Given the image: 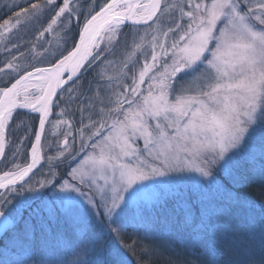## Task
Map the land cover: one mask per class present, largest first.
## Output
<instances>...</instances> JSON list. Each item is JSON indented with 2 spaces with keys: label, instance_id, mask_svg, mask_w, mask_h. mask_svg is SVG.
I'll use <instances>...</instances> for the list:
<instances>
[{
  "label": "snow or ice",
  "instance_id": "snow-or-ice-1",
  "mask_svg": "<svg viewBox=\"0 0 264 264\" xmlns=\"http://www.w3.org/2000/svg\"><path fill=\"white\" fill-rule=\"evenodd\" d=\"M0 11V38L46 14L37 40L78 29L58 54L32 45L33 59L54 57L46 66L13 55L0 67V264H264V205L245 192L264 188V0H24ZM129 25L119 72L102 69L104 83L84 90V72L111 65L121 39L128 47ZM66 101L79 102V149ZM21 110L38 124L17 121ZM49 125L67 129L53 131L63 139L52 155Z\"/></svg>",
  "mask_w": 264,
  "mask_h": 264
},
{
  "label": "rangeland",
  "instance_id": "rangeland-1",
  "mask_svg": "<svg viewBox=\"0 0 264 264\" xmlns=\"http://www.w3.org/2000/svg\"><path fill=\"white\" fill-rule=\"evenodd\" d=\"M100 3L103 2V0H99ZM13 3L20 5L24 3V0H0V7H2L4 4H8L11 6ZM0 17L7 18L5 15V11H0ZM47 19V14L41 18L40 22H33L31 24H28L27 26L22 27L19 31H14L12 34H10L6 39L0 38V67H3L5 61L10 60L13 55L17 56L19 58V62L21 64H34L36 66H46L48 62L52 61L54 57L52 56H46V57H37L36 59H33L32 54L30 53V49L32 48V45L35 44L38 51H42L44 48H48L50 52H57L58 54V43L63 45L65 48H71L72 41L76 38L78 29L75 27V20L73 21V29L72 32L68 36H64V33L60 31V29H57V35L56 33L53 34H45L44 37H41L39 40H37V34L38 31L41 28V24H45ZM147 29V26L139 27L140 33H143ZM124 32L128 34V41L126 47L125 42L123 39H121V42L115 46L112 53H105V57L107 61H112L113 63L111 65H108L107 63L101 64L99 61L88 71L84 72L83 76L81 77L80 83L83 85V89L86 90L89 86V83H91L92 88L95 89L97 83L103 84L104 81H100L99 76L97 75L98 72H100L102 69H106L109 74L115 75L119 72L121 68V62L124 60L125 54L127 51L130 50V45L132 42V35L133 29H124ZM61 37H64V40L61 39ZM67 41L66 43L64 41ZM103 47V45H102ZM23 52L25 55L23 57L20 56V53ZM43 61V62H42ZM84 77V78H83ZM7 76L0 75V86L3 85V83L7 80ZM86 83V84H85ZM87 95H91V93H85ZM79 102H65L61 104V107L68 108L70 118L73 120L74 127L72 129V136L69 137L70 142L72 141L73 137H75V147L79 149L80 147V139L79 134L77 132V129L79 128V121L81 119L79 111H77V104ZM59 112V108H54V113L51 118V121H55L57 119L56 113ZM17 118V121L23 120L25 121L26 125H29L31 122L35 125L38 123V116H33L34 120H31L30 117H27L24 113ZM86 122V121H85ZM24 129H20L17 132V136H21L24 134ZM53 131H57L59 133H63L64 131H67L66 128L61 127L60 129H52L49 125L46 131L45 135V153L46 155H52L55 153L56 148L54 142L58 139L62 140L63 136L58 135L54 136L52 133ZM52 143L53 147L51 149L48 148V144ZM140 146L143 147V142H140ZM27 148H30V143L27 141L25 142V151L19 158L18 162H26V150ZM90 151V149H89ZM8 158H11V151L8 152ZM82 158V157H78ZM44 166L41 170L37 171V175L35 178H41V171L46 173L48 171V165L47 161H43L42 163ZM5 166V163L2 161L0 166V171H2V166ZM63 165L67 166V162H65ZM8 166V165H7ZM11 165H9L10 167ZM73 166H75L73 164Z\"/></svg>",
  "mask_w": 264,
  "mask_h": 264
},
{
  "label": "trees",
  "instance_id": "trees-1",
  "mask_svg": "<svg viewBox=\"0 0 264 264\" xmlns=\"http://www.w3.org/2000/svg\"><path fill=\"white\" fill-rule=\"evenodd\" d=\"M129 30V29H133V27H125V30ZM84 78V77H83ZM86 84V83H85ZM22 112V111H21ZM27 117H30L31 120H34L33 119V116L32 114H29V113H24ZM31 125L32 127H35L36 125L33 124L32 122L29 124ZM25 130V129H24ZM9 150H7V154H8ZM10 164H8V167H9ZM65 167H67L66 165H63L61 164L60 167H59V171L63 172ZM5 169V166L3 165L2 166V170ZM245 192L246 194L254 201L257 202L258 205H264V188H261L259 185H253L247 189H245ZM253 252H255L256 254H259V239L257 238V240L254 242V246H253ZM130 259V264H136V257H132L130 256L129 257Z\"/></svg>",
  "mask_w": 264,
  "mask_h": 264
},
{
  "label": "water",
  "instance_id": "water-1",
  "mask_svg": "<svg viewBox=\"0 0 264 264\" xmlns=\"http://www.w3.org/2000/svg\"><path fill=\"white\" fill-rule=\"evenodd\" d=\"M144 26H146V25H141V26H138V27H144ZM126 27H132V26H126ZM83 71V70H82ZM21 111H24V112H27V110H21ZM28 113V112H27ZM53 113H54V109H53ZM31 114H33V115H36V116H38V114H35V113H31ZM53 116V115H52ZM52 116L50 117V120H51V118H52ZM38 124V123H37ZM47 127L48 126H46V130H47ZM6 152H7V149H6ZM1 163H2V161H0V166H1ZM42 163H43V161H42Z\"/></svg>",
  "mask_w": 264,
  "mask_h": 264
}]
</instances>
